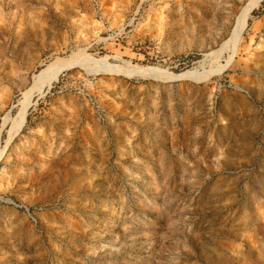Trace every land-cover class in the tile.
I'll return each instance as SVG.
<instances>
[{"label": "rangeland", "instance_id": "obj_1", "mask_svg": "<svg viewBox=\"0 0 264 264\" xmlns=\"http://www.w3.org/2000/svg\"><path fill=\"white\" fill-rule=\"evenodd\" d=\"M247 1L0 0V264H264V0L221 48Z\"/></svg>", "mask_w": 264, "mask_h": 264}, {"label": "bare ground", "instance_id": "obj_2", "mask_svg": "<svg viewBox=\"0 0 264 264\" xmlns=\"http://www.w3.org/2000/svg\"><path fill=\"white\" fill-rule=\"evenodd\" d=\"M261 1L263 0H248L247 1L246 5L239 12V15L237 16L235 20V23L233 25L232 31L230 32L228 36V39L226 41H223V44H221V46L223 45V47H221L222 51H230L229 59L227 61L228 63L233 59V57L235 56L237 52V46L241 39L244 28L247 25V21L250 16V13L259 3H261ZM221 48H220V51H221ZM88 57L85 55L74 54L68 59L59 58L51 62L50 64H48L44 70L39 72L34 77L32 85L24 93V99H25L24 103L21 106L16 116V119L13 121L12 129L14 130V132H17L25 124L26 115H27L29 107L32 104L31 100H32L33 95H35V93H41L43 90H46L47 88H49L52 85V83L58 79L59 75L64 70L71 68V67H76V66H86L87 65L86 61L88 60ZM226 65L227 64L219 65L218 68H216L214 71L207 72L206 75H210L212 72L222 70L226 67ZM86 67H90V66H86ZM109 69L112 70L113 67L111 69V66H110ZM158 69L159 68H155V67L147 68V67L137 66L132 70V72L138 75H142V76L154 75L155 73L158 72ZM192 75L193 74L190 72H185L182 74H172L170 77L177 79V78H183L185 76H192Z\"/></svg>", "mask_w": 264, "mask_h": 264}, {"label": "water", "instance_id": "obj_3", "mask_svg": "<svg viewBox=\"0 0 264 264\" xmlns=\"http://www.w3.org/2000/svg\"><path fill=\"white\" fill-rule=\"evenodd\" d=\"M26 120H27V118H26Z\"/></svg>", "mask_w": 264, "mask_h": 264}]
</instances>
